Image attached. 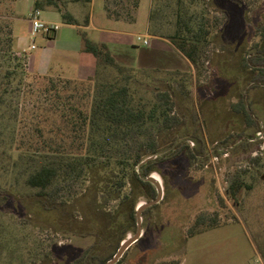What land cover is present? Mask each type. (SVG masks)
<instances>
[{
    "label": "rangeland",
    "instance_id": "obj_1",
    "mask_svg": "<svg viewBox=\"0 0 264 264\" xmlns=\"http://www.w3.org/2000/svg\"><path fill=\"white\" fill-rule=\"evenodd\" d=\"M2 2L1 10L8 17L6 20L12 27L15 23L14 55L24 62L23 68H17V74H14L16 60L3 41L5 34L0 33V196L7 197L0 204V220L6 235L5 246L0 250V264H38L49 250L64 245L80 250L94 248L93 255L111 258L121 246L122 242L117 244L120 234H114L110 239L100 230H97L98 237L87 238L64 233L58 229L59 225L50 223L49 212L41 211L31 203L39 197L37 190L25 184L29 161L20 156L19 149L29 138L37 139L38 125L48 130L59 119L53 114L55 101L52 94L44 91L48 79L77 82L88 78H78L77 68L68 63L63 70L54 65L48 73L30 66L28 57L19 49L18 38L27 46L36 45L32 54L38 59L35 65L41 69L48 64L51 55L56 59L60 54L56 50L58 43L49 39L53 33L39 34L34 38L30 35L27 19L31 0ZM149 3L150 0H143V18L130 28L131 35L126 37L137 50L118 52L115 58L127 68L126 73L134 76L132 88L136 99L147 103V108L152 106L157 92L173 93L175 112L184 123L160 137V155H170L172 146L187 142L194 149L204 146L206 155L192 163L185 157L179 158L177 168L166 172V178L154 173L164 186V198L156 209L142 216V237L126 251L121 258L122 264H175L185 256L186 264H264L258 252V245H264V181L247 179L254 188L241 193L239 205H234L226 195L233 176L248 165L250 157L260 156V164L252 165L251 170L264 178V95L259 89L247 92L240 77L231 88L228 76L218 74L216 55L199 71L166 38L161 41L151 38L148 46L137 41L135 34H146ZM244 3L248 4L247 1ZM102 4L103 0L96 1L97 12L102 10ZM259 5L247 9L254 26L264 15ZM47 16L42 13V20H47ZM61 27V34H68L67 27ZM248 34L254 41L259 40L253 29ZM92 38L102 39L100 33L93 34ZM211 51L215 54L217 50L214 47ZM245 90L247 102H251L259 113L261 132L246 130L245 124L233 113L232 104ZM196 113L200 119L198 123L194 120ZM242 129L246 138H253L244 146L238 140ZM87 184L78 182L76 192H83ZM131 186L128 183L126 193L130 192ZM220 197L226 205L221 203ZM148 201L142 197L138 206ZM118 207V203L113 202L107 209L116 215ZM216 211L220 212L222 221H228V225L192 237L186 243L187 231L196 217L202 212ZM136 232L129 231L125 240Z\"/></svg>",
    "mask_w": 264,
    "mask_h": 264
},
{
    "label": "trees",
    "instance_id": "obj_2",
    "mask_svg": "<svg viewBox=\"0 0 264 264\" xmlns=\"http://www.w3.org/2000/svg\"><path fill=\"white\" fill-rule=\"evenodd\" d=\"M2 3L0 0V33L5 34L3 41L16 60L13 73L17 74L16 69L23 68L24 60L14 55L13 27L1 10ZM259 3L264 12V0H154L149 32L168 39L196 70L203 69L216 55L218 74L228 76L231 88L240 77L247 92L259 89L264 95V15L254 26L247 11L248 7ZM122 4L123 0H106L109 17L121 20L124 10V19L134 21L132 14L139 0H128V6ZM47 7L57 9L65 24L81 25L62 0H34L32 11L41 12ZM88 23L87 18L83 26ZM252 29L259 40L254 41L248 34ZM79 33L83 52L97 60L96 74L77 82L48 79L44 91L52 94L53 114L59 119L48 130L38 125L37 139L29 138L19 149L20 156L29 161L25 184L37 190L39 199L31 203L49 212L50 223L59 225L60 231L83 238L98 237L97 230L110 239L120 234L117 238L120 244L129 231L137 230L136 209L140 198L150 201L157 196L156 187L147 178L153 173L166 178V172H173L181 157L189 163L200 160L206 155L205 147L194 149L187 142L172 146L170 155L161 156L160 137L184 123L175 112L172 91L157 92L152 106L147 108V103L136 99L132 88L134 76L126 73L127 68L118 63L108 45L94 42L86 31L79 30ZM214 47L215 54L211 51ZM246 90L232 104L233 113L245 124L246 130L261 132L259 113L247 102ZM194 120L199 122L198 113L194 114ZM244 135L242 129L238 136L242 146L253 139ZM148 158L151 159L144 163ZM248 160V165L233 176L226 190L228 200L234 205H239L244 190L254 188L247 179L264 181L262 174L251 170L252 165L260 164V156ZM82 181L88 183L86 188L76 192V185ZM128 183L132 188L126 193ZM5 200L7 197L0 196V204ZM220 200L226 205L222 197ZM113 202L119 206L116 215L107 209ZM158 206L148 208L142 216ZM227 225L228 221H222L220 212H202L188 229L186 243L192 237ZM5 236L0 220V250L5 246ZM93 249L57 246L38 264H106L114 256L98 257L92 254ZM258 252L264 259V245H258ZM117 264H122V259Z\"/></svg>",
    "mask_w": 264,
    "mask_h": 264
},
{
    "label": "crops",
    "instance_id": "obj_3",
    "mask_svg": "<svg viewBox=\"0 0 264 264\" xmlns=\"http://www.w3.org/2000/svg\"><path fill=\"white\" fill-rule=\"evenodd\" d=\"M33 1L30 2V12L28 16L29 23V32H30V15L33 6ZM67 11L70 12L81 24L80 26L65 24L62 19V14L55 9L54 7H47L44 11L40 12V17L42 18V13H47L46 23L55 24L59 26V29L53 32V36L49 37V39H54L58 43V47L56 48L59 51V55H57L56 59L54 55H51L48 58V64L45 65L44 68H39L38 65H35L37 62V57L32 54L31 46H27L23 39L18 38L19 49L26 54L28 57L29 65L38 68L40 71L44 73L51 72L54 65L57 68L63 70V67L68 63L76 69V74L78 78H89L96 74V58L82 50V42L79 30L86 31L89 37L96 43H105L108 45L114 57L118 52L120 53L125 51L137 50L133 44L129 43L126 39L127 36L131 35L130 28L133 25L139 23V21L143 18L142 14V4L143 0H139V6L133 12L134 21H126L124 18L126 17V12L122 10L123 19L116 20L110 18L108 12L106 10V0H103L102 10L99 12L96 11L95 5L97 0H91L90 2L87 0H62ZM128 0H123V6H128ZM149 10L146 16V36L149 39H155L157 41H161V37H156L150 34V13L154 7V0H150ZM88 18L89 23L87 26H83L85 24V20ZM62 21V22H60ZM15 25V23H14ZM13 25L14 39H15V28ZM64 25L67 27L68 31L66 35L61 34V26ZM95 33H100L101 40H94L92 35ZM137 35V34H135ZM141 35V34H140ZM20 40V41H19ZM35 65V66H34ZM72 68V69H73ZM74 70V69H73ZM253 250L254 246L252 245ZM187 258L186 256L182 259L180 264H186ZM252 264V263H250Z\"/></svg>",
    "mask_w": 264,
    "mask_h": 264
},
{
    "label": "water",
    "instance_id": "obj_4",
    "mask_svg": "<svg viewBox=\"0 0 264 264\" xmlns=\"http://www.w3.org/2000/svg\"><path fill=\"white\" fill-rule=\"evenodd\" d=\"M149 159L151 158H148L147 160H145L144 163H146ZM147 180L156 187L157 196L154 200H150L137 207L136 209L137 210V232L136 234L133 237H129L126 240L122 241L121 246L119 247L114 257L111 260H109L106 264H117L120 261V259L124 256L126 251L132 245H134L140 240V238L142 237V214L143 212L147 210L148 208L156 204H159L164 198V186L162 182L159 180V178H157L155 174L153 173L147 178Z\"/></svg>",
    "mask_w": 264,
    "mask_h": 264
},
{
    "label": "built area",
    "instance_id": "obj_5",
    "mask_svg": "<svg viewBox=\"0 0 264 264\" xmlns=\"http://www.w3.org/2000/svg\"><path fill=\"white\" fill-rule=\"evenodd\" d=\"M59 29L58 25L46 23L40 17V12L37 11L31 15L30 18V35L34 38L39 34H47L53 33ZM137 41L142 42L143 45L148 46L150 41L144 35L137 34L135 35ZM32 49L36 48V45L33 43L31 46Z\"/></svg>",
    "mask_w": 264,
    "mask_h": 264
}]
</instances>
